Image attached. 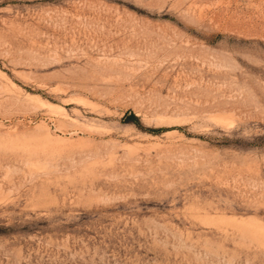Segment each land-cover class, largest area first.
I'll use <instances>...</instances> for the list:
<instances>
[{
  "label": "rangeland",
  "instance_id": "obj_1",
  "mask_svg": "<svg viewBox=\"0 0 264 264\" xmlns=\"http://www.w3.org/2000/svg\"><path fill=\"white\" fill-rule=\"evenodd\" d=\"M0 264H264V0H0Z\"/></svg>",
  "mask_w": 264,
  "mask_h": 264
},
{
  "label": "trees",
  "instance_id": "obj_2",
  "mask_svg": "<svg viewBox=\"0 0 264 264\" xmlns=\"http://www.w3.org/2000/svg\"><path fill=\"white\" fill-rule=\"evenodd\" d=\"M134 119V118H133Z\"/></svg>",
  "mask_w": 264,
  "mask_h": 264
}]
</instances>
